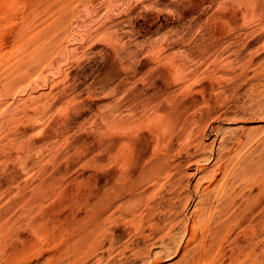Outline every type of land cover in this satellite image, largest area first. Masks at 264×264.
Listing matches in <instances>:
<instances>
[{
	"label": "rangeland",
	"instance_id": "374dc122",
	"mask_svg": "<svg viewBox=\"0 0 264 264\" xmlns=\"http://www.w3.org/2000/svg\"><path fill=\"white\" fill-rule=\"evenodd\" d=\"M34 1L6 0L21 16H26L28 12L37 18L34 13ZM59 1L63 14L60 39L50 45L47 54L39 60L37 56L20 59L24 46L17 48L12 42L15 40V32L11 34L15 28L14 23L8 19L0 20V264H8L9 261V264H50L52 261L51 264L105 263V257L100 260L97 251H93L95 227L94 220H91L94 219L95 208L89 203L94 204L97 186H106L115 178L112 171L120 168L121 160L118 158H123L122 153H127V149L121 152L118 150L117 141L129 139V134L141 136L150 132L149 126L142 124L131 127L133 133L129 129L128 119H140L146 110L145 107L141 110V105L144 103L142 106L147 108L149 102L157 100L161 91L166 96H172L178 105L189 106V111H195L197 122L195 121L192 135L197 138L201 136L202 139H199V142L203 150L197 148L196 151L204 152L205 157L198 158L197 162L192 161L190 169L188 168L191 173L188 171L190 176L187 178V184L192 195L188 209L195 199L191 188L197 178L196 169L211 162L206 158L209 152H213L221 144L232 151L239 140L244 142L247 136L255 138L264 134V111L258 107L261 102L254 101L257 90L264 93V85L261 86V76L264 77V25L259 24L257 13L253 11L254 7L252 10L249 8L254 6L255 0H225L228 4L224 3V0H219L223 1L219 3L218 0ZM258 2L264 5V0H257ZM2 3L0 0V10ZM28 5L30 7H27ZM214 18L218 20L215 21ZM225 21L237 24L241 30L237 26L235 28L240 31L228 30ZM244 28L245 30H242ZM29 30L33 31L32 24ZM233 33H239V36L235 37ZM229 34L231 38H227ZM240 36L242 41L237 38ZM28 43H32V39H29ZM223 48H226V51ZM233 50L240 52V61H236L233 56L227 57L231 53L229 51ZM192 55L193 58L190 57ZM226 60L236 63L228 62V66ZM240 64L246 69L235 70V66ZM21 70L23 71L20 72ZM240 70L243 72L240 73ZM237 72L241 75L245 72V75H239L240 79ZM19 74L20 76H17ZM251 82H254V86ZM166 88H169V91ZM175 89L177 91H174ZM171 91L179 93L177 95L180 97ZM163 93L161 92V95ZM142 100L145 102L141 103ZM125 105H128V108L125 107L127 110ZM128 110H134V113H126ZM140 112L142 113L139 114ZM121 114L128 115L125 122L121 120L125 117ZM123 124L124 127L121 126ZM119 125L122 128H119ZM117 130H120L118 135ZM118 136V140L115 139ZM101 142L105 143L102 145ZM104 145L105 148L101 150ZM113 150L119 151V154ZM106 151L115 154L113 161L110 166L99 168L98 161L100 158L106 159ZM238 154H241V150L237 151L236 155ZM79 217L80 219H77ZM74 222L75 226L72 225ZM90 223L92 225H89ZM60 224L63 228L69 227H65L68 233L61 231L64 229H60ZM121 225H113L117 226L116 234H121L120 242L125 240L121 233L125 230ZM32 226L37 229L38 234L35 233L36 229L32 233ZM42 228H45V231ZM71 229L72 232L69 231ZM71 233L73 237L79 236L72 240ZM36 235H40L37 241ZM50 236L55 238V241ZM46 239L53 242L47 244ZM178 241L182 244L184 239ZM29 242L34 246L30 244L31 247ZM58 243H62L61 249ZM25 244L29 246L26 247ZM176 244L166 249L156 243L147 252V248L142 249L140 243L139 246L127 249L128 251L124 250V255L120 256L116 254L117 251H113L118 262L121 261L115 264H122L124 259L123 264H179L176 262H181V248ZM84 248L88 250L84 251ZM140 248L142 253L139 251L135 254ZM13 252H16L15 255ZM75 253L78 254L77 257ZM258 259L261 260L258 261L259 264H263L264 253Z\"/></svg>",
	"mask_w": 264,
	"mask_h": 264
},
{
	"label": "bare ground",
	"instance_id": "6f19581e",
	"mask_svg": "<svg viewBox=\"0 0 264 264\" xmlns=\"http://www.w3.org/2000/svg\"><path fill=\"white\" fill-rule=\"evenodd\" d=\"M2 1H3V3L1 4L2 8L0 10V20L3 21V20L8 19L9 21H12V23H14L15 28H13V30L11 29L12 33L10 30L11 34H13V32H15L14 37H13V38H15V40L12 42H14L16 44L17 48H19L20 46H22V47L24 46L23 47V53L21 54L20 59H23L25 57L26 58H28V57L33 58L35 56H37V60L41 59L43 55L47 54L46 51L49 48V46L52 44H55V41L60 39V33L62 31V26H63V23H62V19H63L62 18V16H63L62 4L60 3V1L59 0H35L33 2V6H35L34 7L35 12L34 13L37 14V15H35V17L37 16V18H34L33 14H31V15L28 14V12H27L26 16H21V14H19L17 11L14 10L15 7L13 8V6L8 4L6 2V0H2ZM230 1L232 2V0H230ZM255 1H256L255 3H257V0H255ZM260 1H263V0H260ZM219 2H223V1L218 0V3ZM227 2L225 1L224 3L228 4ZM30 3H31V1H30ZM234 3H235V1H234ZM255 3H254V6H252V7L250 6L249 8H251V10H252V8L254 7L253 11H255L257 13V17L259 20L256 18L255 19L258 20L260 25H262V24L264 25V5L260 2H258L257 4H255ZM25 4L27 5V3H25ZM28 4H29V2H28ZM238 4L240 6V2H238ZM249 4H253V3H249ZM27 7H30V6L28 5ZM241 8H243V7L241 6ZM229 9H231V7ZM229 9H227V10H229ZM255 12H253V14ZM24 13H25V11H24ZM32 13H33V11H32ZM249 16H251V14ZM254 17H256V14L254 15ZM241 18H243V17H241ZM245 18H247V17H245ZM252 19H254V18H252ZM214 20H215V18H214ZM217 20L218 19H216L215 21H217ZM241 20H243V19H241ZM256 20H255V22H256ZM243 21H241V22L244 25L245 23H243ZM220 23L221 22H219V24ZM224 23L226 24V28L228 27V30H233V29L237 30L235 28L236 26L238 27L237 24H230L229 22H226V21ZM0 24H1V22H0ZM31 24L33 25V31L29 30V28L31 27ZM239 24L241 25V23H239ZM256 24H258V23H256ZM221 25L222 24H220V26ZM239 29L241 30V28H239ZM255 29H256V27H255ZM240 30H237V31H240ZM242 30H245V28ZM230 34L227 36V38L232 37V36H230ZM235 35L239 36V33L235 34ZM235 35L233 33V36H235ZM10 36H12V35H10ZM237 38H241V36L237 37ZM26 39H28L27 42H26ZM29 39H32V43H28ZM233 41H235V40H233ZM240 41H242V38ZM238 42L236 41V43H238ZM229 43H232V42H229ZM223 44H225V43H223ZM223 44L221 43V45H223ZM239 47H241V46H239ZM236 48H238V47H236ZM223 49H225V51H226V48H223ZM229 52H231V53L228 56L226 55L228 58L233 56V58H235L236 61L237 60L240 61L241 57H240L239 51L233 50V51H229ZM221 53H223V52H221ZM222 56H223V54H222ZM8 57H10V56H8ZM190 57L193 58L194 56L192 55ZM213 59H215V58H213ZM183 60H184V58H183ZM189 61H188V63H189ZM221 62H223V59ZM226 62H227L226 64H228L229 61L226 60ZM230 62H229V64H230ZM232 62H231V64H232ZM233 63H236V62H233ZM237 63H239V62H237ZM240 63H242V62H240ZM12 64H14V63H12ZM185 64H187V61ZM185 64H183V65L186 66ZM229 64H228V66H230ZM245 65L246 64H244V66ZM22 66H23V64H22ZM241 66H242L241 64L235 66V70H236V68L237 69H239V68L240 69L241 68L246 69L245 67H241ZM19 67H20V65H19ZM231 67H233V66L231 65ZM232 69H234V67ZM23 70H25V69L23 68ZM23 70H21L20 72H22ZM255 70H257V69H255ZM15 71L17 72V70H15ZM263 71H264V67H263ZM10 72L11 71H9V73ZM12 72H13V70H12ZM242 72H243V70L240 73H242ZM9 73H8V75H9ZM11 73H10V75H12ZM240 73L237 72L236 74L239 76V75H241ZM244 73L241 76L245 75ZM236 74H234V76H237ZM17 76H20V74ZM241 76H239V78ZM166 78H168V77H166ZM254 78H255V76H254ZM261 80H262L261 86H263L264 85V77L263 76H261ZM238 81H240V80H238ZM245 81H247V80L245 79ZM253 81L256 82L255 80H253ZM228 82H229V80H228ZM253 83H252V86H254ZM257 83H259V82H257ZM161 84H162V82H161ZM175 85H177V84H175ZM163 86H165V85H163ZM257 87H259V86H257ZM257 87H255V89ZM167 89L169 91V88H166V90ZM174 91H177V90L175 89ZM174 91H171V92L175 94ZM257 91L258 92H256V97H255L256 99H254V101L258 102V103L261 102L258 107H260V110L264 111V93H262V90L261 91L257 90ZM161 92L163 93V91H161ZM161 92H159L160 96L157 97V100L154 99L156 101H151V103L150 102L148 103L147 108L145 105L142 106L144 104L143 102H145V100L144 101L142 100L141 103H143V104L141 105V110L143 109L142 107H145L144 109H146V110L142 114L140 119L130 120V119H128V115L125 116L124 114H121V115L125 116V117L123 116L124 118L121 120H123L125 122V120L128 119L129 129L133 126H138V125L144 124L146 126H149L150 132L147 134L143 133V134H141V136H132L131 134H129V139L123 138V139L118 140L120 135L117 138H115L118 140L117 141L118 142V145H117L118 150L121 152L123 149L124 150L127 149L125 151L127 153H122L124 155L123 158H118L121 160L120 161V168L118 170L112 171L115 178L112 181H110L108 184L106 183L107 185L105 184V181H106L105 180L104 185H106V186H100V185L97 186L96 198L94 200L95 202L93 201L94 204H92V202L89 203L90 205H94V208H95V209L93 208L94 209V215H93L94 219L91 220V221L94 220V227H95V229H94L95 230V239H94V243H93V246L95 247V249L93 251H95V252L97 251L96 253L100 256V260L102 258L104 259V257H105V260H104L105 263L104 264H115V262H118V259H117V255L113 254L114 253L113 251H117L116 254H118L119 256L124 255V250L139 246L140 243L142 244V249L145 250L147 248V252H149L150 247L156 243L160 244L161 246H163L164 248L167 249V248H170L171 245L176 244V242L179 239L180 240L184 239L182 244H180L181 243L180 241H178V244H176L177 247L179 246L181 248L180 257L182 258V259L180 258L181 262H176V263H179V264H259L258 261L260 259H258V258H259V256H261L262 253H264V134H262L258 137H255V138L247 136V138L244 142L240 141L238 139L239 141L236 143V147L232 151H229L224 146V144H221L219 147L215 148L214 151L212 150L213 152H209V154L206 155L207 156L206 158L210 159L211 162L206 164L205 166H199L196 169L197 170V174H196L197 178L195 179V182H194V184H192V188H191V190L194 191V193H195V199H194V202L191 204L190 209H188V206L192 200V195L190 193L189 185L187 184V180H188L187 178L190 176V173H191L188 170V168H189L190 163H192V161L197 162L198 158L200 159L202 157H205L204 152L198 153L196 151L197 148H199L200 150H203L202 144L199 142L202 139H200L201 136H199L200 138H197L195 136L193 137V135H192L193 127H194V124L196 121V116L194 114L195 111L194 110H193V112L189 111V109H188L189 106L187 107L184 105V107H182L181 105H178L176 100L173 99L172 96L171 97L169 95L166 96V95H164V93H163V95H161ZM145 94H147V93H145ZM177 94H179V93H177ZM177 94H175V95H177ZM147 96H151V94L150 95L147 94ZM177 97H180V96L177 95ZM210 97H211V95H210ZM180 100H183V99H180ZM201 103H204V102H201ZM121 104L122 103H120L119 105L121 106ZM129 104H130V102H129ZM206 104H208V103H206ZM244 104H246V102H244ZM131 105L133 106L134 104H131ZM199 105H200V103H199ZM125 107L128 108V105L127 106L125 105L124 108ZM256 107H257V105H256ZM206 108H208V107H206ZM248 108H250V107H248ZM119 109H120V107H119ZM131 109H133V108H131ZM129 110H130V108H129ZM129 110L126 113H129L130 112ZM134 110L132 111L133 113H134ZM252 110H254V109H252ZM113 111H115V110H113ZM196 111L198 112V110H196ZM132 112H130V113L132 114ZM142 112H140L139 114H141ZM200 112H202V111H200ZM255 114H257V113L255 112ZM136 115L137 114H135V116ZM253 115H254V113H253ZM118 116H120V115H118ZM118 116H117V118H118ZM131 116L132 115H130V117ZM113 117H115V116H113ZM126 117H127V119H125ZM108 118H109V115H108ZM117 118H116V120H118ZM111 119H112V116H111ZM250 119H251V117H250ZM116 120H114V121H116ZM121 120H119V121H121ZM199 120L201 121L200 116H199ZM202 122H203V120H202ZM109 123H110V121H109ZM111 123H113L112 120H111ZM115 123H117V122H115ZM119 124H120V122H119ZM124 124H126V123H124ZM124 124L121 126L124 127ZM117 125H118V123H117ZM117 125L116 124L114 125V127L116 129L118 128V127H116ZM121 126L119 125V128ZM145 128H143V129H145ZM112 129H113V127H112ZM197 130H199V129H197ZM109 131H110V129H109ZM111 131H114V130H111ZM117 131L119 132L120 130H117ZM131 131L134 133V130H131ZM118 132H117V135L120 134V132L119 133ZM125 135H126V133H125ZM108 137H106V138H108ZM110 137H112V136H110ZM122 137H124V136H122ZM110 140H112V139H110ZM231 140L232 139H230V141ZM225 141H227V140H225ZM106 142H108V140ZM104 143H102V145ZM202 143H205V142H202ZM111 144H112V142H111ZM209 145L213 146L212 144H209ZM105 146L106 145L102 146L101 150L104 149ZM99 147H101V146L99 145ZM238 150H241L240 155L239 154L236 155ZM110 151H108V152L106 151L107 152V154L105 156L106 159H103V158L99 159V161H98L99 168H104L105 165L108 167L112 163L113 155H115V154L112 155ZM115 151H117V150H115ZM115 151L113 150V152H115ZM119 151H117V153ZM102 154H103V152H102ZM120 156H122V155L120 154ZM115 157H117V155ZM115 161H116V159L114 160V162ZM96 164H97V162H96ZM114 165H116V164L114 163ZM201 165H203V164H201ZM70 200H71V198H70ZM72 204H73V202H72ZM87 204L88 203H86V205ZM90 209H92V208H90ZM187 209H188V211H187ZM85 213H87V212H85ZM88 213H89V211H88ZM81 216L82 215H80V217ZM80 217L77 219H80ZM83 217H85V216H82V218ZM82 218H81V220H82ZM45 219L43 221H45ZM39 222H41V221H39ZM47 222H49L48 219H47ZM76 222H78V220ZM75 224L76 223L74 222V224H72V225L75 226ZM87 224H88V222L86 223V225ZM119 224H122L124 227V230H125V231L121 232L123 234L122 236L125 237L124 238L125 240L121 241V242L119 240V235H121V234H119V235L116 234V230H117L116 228ZM55 225H53V226H55ZM89 225H92V223H90ZM113 225H117V226H114L115 227L114 228ZM47 226H48V224H47ZM59 227L60 226H58V229H59ZM65 227L67 228L68 226H64V228L62 226V228H60V229H64V230H61V231L65 232L66 231ZM32 228H33V226H32ZM34 229H36V228L32 229L33 232L30 229L29 230L32 233H34ZM72 229L69 231L72 232ZM43 230L45 231V228ZM53 230H54V228H53ZM55 230H57V229H55ZM80 230L78 232H80ZM83 231L84 230H82V232ZM36 232H38L37 229L35 230V233ZM117 232H120V231H117ZM66 233H68V232L66 231ZM66 233H63V235ZM83 233L85 234V232H83ZM36 234H38V233H36ZM56 235H57V233H56ZM33 236H35V235H33ZM39 236L36 235V241H37V238ZM47 236H49V235H47ZM70 236H72V233L70 234ZM74 236L77 238V236H79V235H77V236L74 235ZM75 237H73L72 240H74ZM92 237H94V236H92ZM50 238H51V236H50ZM87 238H89V237H87ZM51 239H53V238H51ZM60 239H61V237H60ZM63 239H64V237H63ZM67 240H68V238H67ZM67 240H66V242H67ZM72 240L69 239L68 241L71 242ZM90 240H91V238H90ZM50 241L47 240V244ZM52 242L53 241H51V243ZM60 242H62V239ZM70 242H68V243H70ZM73 242H75V241H73ZM73 242H72V244H73ZM91 242H92V240H91ZM30 244H32V243L29 242V245ZM42 244H40V245H42ZM58 244H56V245H58ZM61 244H59L58 247ZM78 244H80V243H78ZM22 245H23V243L21 244V246ZM29 245H26V247ZM76 245H77V243H76ZM49 246H47V247H49ZM70 246H71V244H70ZM83 246H84V244H83ZM93 246H92V248H94ZM62 247L64 248V246H62ZM37 248H38V246H37ZM40 248H42V246H40ZM180 248H178V249L180 250ZM60 249H61V246H60ZM85 249H87V248H84V251H85ZM140 250H141V248L137 249V251L134 249V251H136L135 254L137 252H139ZM176 250H177V248L175 249V251ZM36 251H34V253ZM46 251H47V249H46ZM93 251H92V253H93ZM134 251H132V252H134ZM58 252H59V250H58ZM15 253H14V255H15ZM51 253H53V252H51ZM56 253H57V251H56ZM76 253H75V255H76ZM139 253H142V252L140 251ZM11 254H9V255H11ZM32 254H33V252H32ZM36 254L38 256V253H36ZM42 254L44 255V253H42ZM81 254H83V253H81ZM174 254H175V252H174ZM14 255H11V256L14 257ZM46 255H47V252H46ZM55 255H57V254H55ZM77 255H76V257H77ZM40 256H42V255H40ZM125 256L127 257V255H125ZM27 257H29V256L27 255ZM47 257H48V255H47ZM177 257H179V255ZM5 258L7 259V257H5ZM51 258H53V254H52ZM134 258L136 259L137 257H134ZM138 258L140 259V257H138ZM75 259L76 258H74V260ZM24 260H25V258H24ZM39 260H40V258L38 259V261ZM97 260L99 261V259H97ZM124 260H122L123 261L122 264L124 263ZM16 261H17V259H16ZM36 261L37 260H34V262H36ZM78 261H79V259H78ZM98 261H97V263H100ZM126 261H127V259H126ZM9 262H8V264H9ZM93 262H94V260H93ZM93 262H91V263H93ZM120 262H118V263H120ZM6 264H7V262H6ZM63 264H66V263H63Z\"/></svg>",
	"mask_w": 264,
	"mask_h": 264
}]
</instances>
